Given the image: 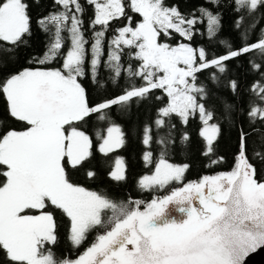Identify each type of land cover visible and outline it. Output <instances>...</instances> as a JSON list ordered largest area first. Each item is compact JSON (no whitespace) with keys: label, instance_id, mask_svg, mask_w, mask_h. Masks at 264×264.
<instances>
[{"label":"snow or ice","instance_id":"6c2138e0","mask_svg":"<svg viewBox=\"0 0 264 264\" xmlns=\"http://www.w3.org/2000/svg\"><path fill=\"white\" fill-rule=\"evenodd\" d=\"M32 3L41 0H0L5 264H246L250 254L264 249V181L256 167L264 165V0H204L188 12L167 0H51L52 7L35 20L45 36L44 51L17 67L21 49L31 47L34 35ZM88 8L92 15L85 27ZM226 9L235 17L239 44L218 40L222 52L194 45L197 34H205L202 29L210 42L218 36ZM233 62L247 63L254 77L243 91ZM101 69L107 73L103 80ZM122 76L133 82L96 102L82 83L88 79L104 90L118 86ZM156 91L162 106L154 120L137 129L142 159L154 167L137 187L153 192L182 186L144 201L75 182V172L97 176L91 167L97 154L107 158L126 146L127 134L112 109L130 113L133 102L139 106ZM173 119L185 129L179 136L183 149L191 141L187 126L199 122L201 155L208 158L216 157L225 130L236 131L231 169L184 183L190 164L168 159L177 145ZM161 129H167L163 136ZM153 144L159 149L155 162ZM223 161L220 156L210 163ZM126 172L125 160L117 156L109 178L125 181ZM58 215L74 250L97 233L74 258H57Z\"/></svg>","mask_w":264,"mask_h":264},{"label":"trees","instance_id":"16d2710c","mask_svg":"<svg viewBox=\"0 0 264 264\" xmlns=\"http://www.w3.org/2000/svg\"><path fill=\"white\" fill-rule=\"evenodd\" d=\"M31 2V0H30ZM170 4H176L179 6L180 10L183 12H188L193 9L196 5L201 4L204 0H167ZM52 7L51 0H41L39 5L32 3L31 14L33 17V32L34 35L32 40L30 41L31 47L26 49H21L20 56V64L23 65L25 62V57L32 54H39L44 51L45 44V36L41 34L40 31L36 29L35 20L38 16L46 13L49 8ZM92 15V9L88 8L87 12L84 16L85 27H87V21L89 17ZM234 15L230 9H226L224 11L223 18V27L221 32L217 37L213 38L210 42L209 38L206 35V29H202L205 33L204 35L197 34V36L193 40L194 45H203L209 48L213 52H222L223 48L217 45V41L221 39H229L234 40L236 44H239V41L236 39L237 33L233 30V20ZM122 23V22H121ZM249 21L245 20V25H247ZM264 23V22H262ZM89 37L91 36V32L86 33ZM111 33L108 34L106 39L111 38ZM124 61H127V57L124 58ZM135 61H133V64ZM58 66V65H57ZM232 71L235 75V78L239 80L241 90L243 91L248 84H251L254 77L249 75L247 72V63L244 64V67H237L236 62H233ZM14 70V69H13ZM106 72L101 69L100 78L103 80L106 76ZM206 75V74H205ZM203 79V76H201ZM133 81H126L122 76L119 80V84L112 85L109 84L108 87L104 90L93 87L91 82L88 79H84L82 81L83 85L88 91L89 98L92 102H96L103 96H112L118 95L122 88L125 87L126 84H130ZM134 83L137 85L140 84L139 80H135ZM224 96H229V94L225 91L222 93ZM161 93L156 91L151 99L145 100L137 106L135 102H133V106L131 108L130 113H118L117 109L113 108L112 113L118 124L123 126V130L127 134V143L126 146L122 149L117 150V152L110 154L107 158L101 157L97 154V159L93 161L91 167L97 172V176L94 179L87 178L83 172H75L73 173V180L88 189L97 190V191H106L113 197H117L120 199L127 200L129 197L135 199H141L144 201H150L155 196H163L169 193V191L173 190L176 186L180 184L173 183L168 186L166 189L162 191H153V192H142L137 187V181L140 177L145 174H150L153 171L154 164L152 166H146L142 159V152L144 151V146L140 142V136L137 131L139 127L144 125L146 122H151L155 119L156 110L161 107V102L155 99V96H159ZM229 99L232 97L229 96ZM248 95L245 93L244 100L247 101ZM3 110V101L0 100V112ZM173 123L177 124V128L174 131L173 135L177 137V145L174 149L169 150L168 159L169 162L174 164H190V168L185 173L184 183L198 181L204 175L216 174L221 171H228L233 166V156L237 151V133L236 131L229 132L225 130L223 136L220 138L217 146H216V157H224V161L222 163L212 165L210 163L211 159H215L216 157H204L201 155V150L203 148V143L201 138L198 135L199 132V122L196 119L191 120L189 125L187 126V132L191 136V141L187 149H183L179 143L180 133L185 129L173 119ZM167 129H161L159 132L160 136L165 135ZM154 137L157 133H153ZM152 149L154 151V162L155 155H158L159 149L155 144L152 145ZM119 156L125 160L127 172V179L122 182H115L109 178V171L114 166L115 158ZM255 163V161H253ZM258 169L257 178L261 181H264V165L256 164ZM58 220L60 221L59 228V241L55 247V252L57 253V258L59 259L61 256H71L74 258L79 251H83L84 247H87L90 244L97 234L96 232L92 233L88 241L79 249L74 250L71 248L68 240L65 236V228L64 224L66 221L58 215ZM98 232H102L103 230H97ZM0 264H5L3 254H0Z\"/></svg>","mask_w":264,"mask_h":264},{"label":"water","instance_id":"95a60500","mask_svg":"<svg viewBox=\"0 0 264 264\" xmlns=\"http://www.w3.org/2000/svg\"><path fill=\"white\" fill-rule=\"evenodd\" d=\"M172 215L179 218L181 214L173 211ZM246 264H264V249H258L246 259Z\"/></svg>","mask_w":264,"mask_h":264},{"label":"rangeland","instance_id":"374dc122","mask_svg":"<svg viewBox=\"0 0 264 264\" xmlns=\"http://www.w3.org/2000/svg\"><path fill=\"white\" fill-rule=\"evenodd\" d=\"M180 186H182V185H178V186H176L175 188L180 187ZM175 188H173V189H175ZM171 191H172V190H171ZM171 191H169V193H170ZM169 193H167V194H169ZM167 194H166V195H167Z\"/></svg>","mask_w":264,"mask_h":264}]
</instances>
